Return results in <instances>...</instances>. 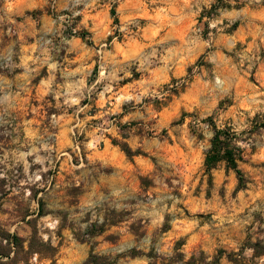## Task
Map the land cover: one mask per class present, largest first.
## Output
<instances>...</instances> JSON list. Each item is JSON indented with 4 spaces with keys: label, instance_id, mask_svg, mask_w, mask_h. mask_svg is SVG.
I'll use <instances>...</instances> for the list:
<instances>
[{
    "label": "rangeland",
    "instance_id": "374dc122",
    "mask_svg": "<svg viewBox=\"0 0 264 264\" xmlns=\"http://www.w3.org/2000/svg\"><path fill=\"white\" fill-rule=\"evenodd\" d=\"M43 17L53 28L30 37L37 51L59 63L77 38L95 53L94 83L77 102L34 96L46 67L22 65L18 37L38 31ZM101 30L107 36L96 45ZM69 116L77 127L61 150L59 129ZM214 127L237 138L243 190L235 191L224 163L205 173ZM113 140L143 155L129 159ZM106 143L122 159L90 163L86 146ZM136 157L149 165L138 178L148 193L125 198V161ZM63 158L84 180L64 177ZM98 174L105 187L96 196L89 187ZM85 191L96 202L88 210L76 207ZM137 222L146 236L130 232ZM31 225L57 253L20 264H83L92 244L119 256L116 264H148L129 252L147 253L152 241L158 264H168L180 239L185 260L202 252L210 262L221 251L219 264H264L249 248L264 247V0H0V227L27 240ZM116 226L130 238L118 242Z\"/></svg>",
    "mask_w": 264,
    "mask_h": 264
},
{
    "label": "crops",
    "instance_id": "0c3cea01",
    "mask_svg": "<svg viewBox=\"0 0 264 264\" xmlns=\"http://www.w3.org/2000/svg\"><path fill=\"white\" fill-rule=\"evenodd\" d=\"M42 3H45L46 0H40ZM53 28V21L50 17H43L41 20V26L38 31H34L30 34H23L22 32L19 34L18 39H20V51H21V63L22 65H26L30 68L31 64L40 63L46 67L47 76L43 77L39 80L37 85L34 88V96L37 98H45L54 94L56 97H60L62 100L66 102L74 101L77 102L82 95V91L87 87L92 86L94 83L93 78L95 77L94 70H98V65L94 58L95 53L90 48H88L82 40L73 39L69 42L68 49L66 54L64 55L61 62H55L53 57L45 51H37L35 41L30 40L34 38L36 33L38 34H48ZM107 33L101 30L96 36H93V41L96 45L105 40ZM98 42V43H97ZM43 54L42 56H40ZM38 55V56H37ZM39 67L35 66L29 72L32 75L33 71H38ZM36 75V74H34ZM58 77L60 80H57ZM108 98V97H107ZM101 99L98 97L97 100L94 101L95 105H99ZM93 105V104H92ZM92 116V115H90ZM72 117H66L62 121L59 129V146L61 150H67L70 146V130L73 127H77L72 122ZM78 125V124H77ZM88 131L86 132V134ZM91 133V132H90ZM88 144V143H86ZM102 146L100 148L96 146H86L88 150L87 157L90 163L98 164L101 167H112L114 162L112 157L117 155L120 159H122L121 154L114 146ZM133 149L136 146H130ZM142 163V164H141ZM62 164L64 165V169L67 171L64 174V177L67 180L70 179L69 173H72V176L80 178V180H84L82 175L84 172L73 173L70 170L68 165V159L63 158ZM126 172L123 174V182L125 183V188L129 190L127 194H125V198H134L136 195H140L141 192L148 193V189L140 184L139 176L149 175V165L141 158H134V162H126ZM105 175L98 174L95 178V181L91 182L89 189L96 196L99 192L100 185L105 187L104 184H99L98 180L105 179ZM87 180V179H86ZM131 185L134 187L131 189ZM92 193L90 191H85L78 197L77 208H86L88 210L90 205H94L96 202L89 201ZM255 199V198H254ZM121 226V225H120ZM120 226L114 227V233L119 235L118 242L125 238H130V235L126 232V229L121 228ZM113 232V230H110ZM145 236L148 234V230L145 231ZM180 235L181 233H174V235ZM188 242V241H187ZM201 250L204 252L208 251V247L203 243H198ZM197 245V244H196ZM198 246H194L191 250H195Z\"/></svg>",
    "mask_w": 264,
    "mask_h": 264
},
{
    "label": "trees",
    "instance_id": "16d2710c",
    "mask_svg": "<svg viewBox=\"0 0 264 264\" xmlns=\"http://www.w3.org/2000/svg\"><path fill=\"white\" fill-rule=\"evenodd\" d=\"M112 15L114 12L112 11ZM233 28L237 27L235 23ZM84 36L82 35V38ZM237 138L233 134H230L227 129H217L213 128V137L210 141V148L205 154L204 158V170L205 173L209 175L213 169H216L220 163L225 164L226 170H231L235 174L237 180V186L235 191L243 190L246 187V181L244 179L243 172L238 166V163L243 160L242 149L236 144ZM115 145H118L121 151L126 155L127 158L131 159L136 155H143L140 151H132L127 144H118L116 141H112ZM142 184L144 179H140ZM210 181V178H209ZM121 220H115L114 222L108 225H116ZM104 221L101 224V228L98 233H103L104 226H106ZM31 235L27 240L19 237L18 235L12 234L0 227V264H20L27 263L30 257L33 254H37L45 258H54L57 250L49 242H43L38 239L37 230L35 225H31ZM92 229H88L87 234L89 237H94L96 232L93 228L95 225L91 226ZM169 227L164 224L160 229L161 233L167 232ZM130 232L136 237H144L145 231L142 229L140 222L131 224L129 226ZM106 240L110 243H115L116 238L114 236H107ZM152 246L150 247L147 253L140 252L136 249H132L129 252L130 257L136 256H145L148 260V264H158L157 259H163L157 256L154 252L153 241L151 242ZM184 245L183 240H178L175 243L174 255L168 258V264H174L182 262L183 264H219L220 259L222 258V252H218V255L213 258L210 262H206V257L202 252H199L198 256L191 255L188 260H185L184 254L180 251V248ZM94 244L91 245L90 251L87 259L83 264H116L119 256L112 257L110 255L98 254L94 251ZM249 248L253 250V257H261L264 255V247L260 246V242L257 241L253 245H249Z\"/></svg>",
    "mask_w": 264,
    "mask_h": 264
}]
</instances>
